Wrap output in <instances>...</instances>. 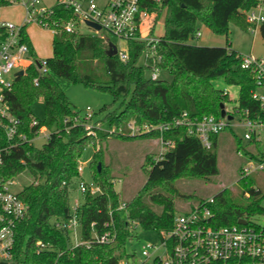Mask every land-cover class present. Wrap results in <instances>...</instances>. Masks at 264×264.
I'll return each mask as SVG.
<instances>
[{"label":"trees","instance_id":"obj_1","mask_svg":"<svg viewBox=\"0 0 264 264\" xmlns=\"http://www.w3.org/2000/svg\"><path fill=\"white\" fill-rule=\"evenodd\" d=\"M259 4H264V0H161L159 3L142 0L143 10L155 12L159 18L165 13L159 53L161 68L171 75V81L150 80L149 70L140 63L144 44H128L127 62H122L117 55L109 57L106 34L68 33L58 26V22H73L79 26V19L72 10L58 3L51 7L48 21L57 33L52 40L53 54L47 58L48 72L40 74L36 66H31L26 75L15 80L8 95L12 113L21 121V133L32 138L40 127L51 132L49 141L40 148L26 143L12 150L3 168L7 180L28 172L40 181L38 185L26 186L19 194L26 214L16 227L10 264H120L124 259H135V255L127 253V245L135 237L137 226L155 232L159 237L173 228L175 200L188 198L179 192L177 183L181 180L209 181L219 173V135L213 138V146L207 150L196 137L188 135L186 127L173 128L162 137L165 142H174V148L161 159L159 156L156 160L146 158L143 168L147 172V181L130 201L124 202L116 192V180L110 174L102 149L108 133L99 131L100 141L97 142L87 136L82 125L70 127L71 123L69 126L64 124L66 119L80 116V112L74 109L57 79L112 95L113 105L101 109L103 117L100 121L107 129L116 127L123 132L128 131L127 125L132 120L139 125L162 124L178 119L184 113L193 121L205 116L220 118V106L224 104L226 108L230 99L226 90L216 88L215 82L219 80L239 88L240 108L255 110L258 104L251 96L255 88L252 73L241 68L242 55L231 48V43L228 42L226 47H202L190 42L198 38L200 25L227 38L231 24L249 30L245 13ZM9 5L11 0H0V9ZM26 29L23 30V41L35 58ZM258 31L264 39V22ZM35 78L39 80L38 85L34 83ZM39 97L44 100L45 116L35 127L31 126L35 119L31 106ZM123 135L125 133L115 130L114 138L131 139ZM160 136L153 133L141 138L159 139ZM93 141L96 151L89 166L92 184L100 187L101 194H86L81 198V239L94 241L95 234L106 231L107 223L116 231L117 239L107 245L92 242L89 248L85 245L74 247L73 235L56 228L55 222L70 216L74 184L78 179L83 180L78 172L81 156ZM5 142L0 132V143ZM247 154L255 158L252 152ZM99 164L101 172L98 171ZM238 182L246 188L249 203L234 204L227 190H222L209 205L213 213L211 225L233 226L240 220L248 221L249 216L264 215L262 191L251 187L250 177L240 178ZM206 201H199L186 213ZM122 204L125 208L120 210ZM39 241L48 244L47 250L40 254L36 250Z\"/></svg>","mask_w":264,"mask_h":264},{"label":"built area","instance_id":"obj_2","mask_svg":"<svg viewBox=\"0 0 264 264\" xmlns=\"http://www.w3.org/2000/svg\"><path fill=\"white\" fill-rule=\"evenodd\" d=\"M160 2L161 0H154ZM19 3L25 9V19L22 24L0 20V132L6 142L0 143V261L9 262L13 258L15 244V231L19 222L26 214V207L19 197L20 192L13 190L17 184V178L5 179L3 168L8 155L12 150L19 149L23 144L34 145L37 139L49 141L51 132L40 127L32 138L20 132L21 121L11 110L8 95L17 79L16 73L23 71L24 75L31 66H36L40 74L48 72L47 59L35 60L30 54V47L23 41V30L31 23H36L42 29L49 31L53 36L57 29L53 27L48 18L50 9L42 6L41 0H11V4ZM142 0H61L59 5L72 10L79 19V26L73 22H58V26L68 33L82 32V26L100 34L102 31L116 46L117 56L122 62L129 60L128 44L131 42L144 44L141 63L149 70V78L159 81L162 56L159 46L162 36H155L156 23L153 14L141 8ZM264 5L259 4L248 10L246 21L250 25L249 31L255 33L264 22L261 14ZM259 12V13H258ZM86 22L97 24L100 31L92 29ZM200 33L197 34L200 37ZM126 43L127 51L118 49L113 41ZM241 68L252 73L255 88L251 92L252 99L258 104V108L250 110L238 107L227 116L233 117L229 121L227 117L216 118L205 116L201 120L193 121L186 113L182 117L168 123L139 125L132 120L128 123L127 135L131 138L141 137L153 133H159L161 144L160 159L175 144L172 141L165 142L162 135L173 128L186 127L189 136L196 137L202 146L210 150L213 146V138L220 135L232 126L244 128V140L252 147L255 158L249 157V161L241 171V178H249L253 173L264 171V58L254 55L241 56ZM35 85L39 84L38 78L34 79ZM238 117V119H236ZM70 127L83 126L87 136L97 139V132H112L98 126L94 122V113L90 108L85 116H75L64 121ZM39 121L34 119L31 126H38ZM67 126V129L69 128ZM94 146L95 143L91 142ZM81 162L78 166L79 174H83L84 167ZM25 173V172H24ZM23 174V173H22ZM35 179L31 184L38 185ZM65 185V183H64ZM75 190L71 194L70 216L66 220H58L55 227L69 231L73 235L74 247L85 245L91 247V243L111 244L117 239V233L109 223L105 224L106 231L101 235H94V241L81 239V222L79 209L83 195L101 194L98 185L88 184L82 179L76 181ZM258 191V189H256ZM249 196L248 193L245 195ZM214 202L211 198L194 211L176 215L173 228L162 232L158 244L149 243L143 247L142 255L145 261L139 264H149L152 253H162L154 258V264H264V226L251 224L246 220L244 225L216 227L211 225L213 213L209 207ZM125 204L120 206V210ZM95 224L92 225V228ZM48 244L39 241L36 244L37 253L47 250ZM152 251V252H151ZM134 260V259H133ZM120 264H130V258L124 259Z\"/></svg>","mask_w":264,"mask_h":264},{"label":"rangeland","instance_id":"obj_3","mask_svg":"<svg viewBox=\"0 0 264 264\" xmlns=\"http://www.w3.org/2000/svg\"><path fill=\"white\" fill-rule=\"evenodd\" d=\"M98 1L101 2V0ZM55 3L56 0H41L42 6L47 9H50ZM20 7L22 8L23 6L19 3L3 7L0 9V17L9 20L11 17L21 13ZM261 14L264 15V10ZM152 17L156 23L154 34L155 36L160 37L164 33L165 13H163L160 18L157 13H154ZM27 27H29L31 40L37 52V54L35 53L36 57L34 59L46 60L51 57L53 54V35L49 31L39 27L36 23H31ZM199 27V33L201 35L190 42L192 45L202 47H211L212 45L215 47H226L229 42L231 43V48L242 56L254 55L256 57L264 58V39L258 30L255 33H251L249 30H243L242 28L231 24L227 38L226 36L214 34L204 25H200ZM82 31L87 34L95 35L94 31L85 26H82ZM101 34L105 33L102 31ZM113 41L118 45L119 50L127 51L126 43L118 40ZM31 57L32 56L29 58L31 59ZM140 62L143 63V60ZM160 79L171 81L172 77L167 72H162L160 74ZM57 81L61 89L69 97L74 109L80 112V116H85L86 110L90 108L94 113L95 124L107 129V126L100 121L103 117V114H101L100 111L105 106L113 105L114 98L112 95L92 88H87L81 84H74L66 79L58 78ZM215 86L217 89L226 90L229 93L230 101L226 104V110L228 112H232L234 108L238 107V87L227 86L221 80L216 81ZM31 111L36 120L44 119L45 104L42 97H39L32 104ZM236 119H238V117ZM113 129L119 133H125V135H123L125 137L128 136L126 135L128 131L123 132L122 129H117L116 127L108 130ZM244 131V128L232 126L219 135L217 140L219 173L216 176H213L209 181L181 180L177 183L179 192L183 196H188V198H177L175 200L176 215L190 211L191 208L201 200L214 198L222 190H227L228 195L234 204L247 205L249 203L248 198L245 196L246 188L238 182L241 178L242 169L249 161L247 153L252 149L247 141L244 140ZM98 132L97 142L100 141ZM100 132L108 133L109 136L105 138L106 140L102 144V149L106 157V163H108L110 167V174L116 180V192L124 202L130 201L146 183L147 172L144 170L143 166L147 163V157H151L154 160L158 158L161 151L160 141L156 138H141L142 136L137 139L131 138L129 140H120L114 138L115 133L104 132L102 130ZM45 143V139H37L34 142V145L40 148ZM95 151L96 147L89 143L81 156V164L83 166L86 165L84 167L82 178L88 184L93 183L92 171L89 164ZM147 168H149L148 165ZM33 180V176L30 173L25 172L17 178V184L14 186L13 190L15 192H20L26 186L30 185ZM250 180L252 188L262 191L261 206L264 208V171L253 173L250 176ZM248 221L251 224L264 226V215L249 216ZM159 242L160 237L158 234L152 231H146L140 226H137L135 237L127 245V253L130 256L135 255L136 257L135 259L130 257V264L144 262L145 258L142 255L143 247L149 243L158 244ZM161 254L162 253H152L151 259L147 262L149 264H154L153 261L155 256ZM0 264L10 263L0 261Z\"/></svg>","mask_w":264,"mask_h":264},{"label":"water","instance_id":"obj_4","mask_svg":"<svg viewBox=\"0 0 264 264\" xmlns=\"http://www.w3.org/2000/svg\"><path fill=\"white\" fill-rule=\"evenodd\" d=\"M86 25H87L88 27L92 28V29L97 30V31H100V30H101V27H100L99 25H97V24H93V23H91V22H86ZM106 41H107V43H108V45H109V49H108V51H107V56H109V57H115V56L117 55V48H116V46L110 41V39H107ZM23 75H24V72H23V71H20V72L16 73V77H17V78H18V77H21V76H23ZM220 107H221V113H220V116H221L222 118L227 117V119H228L229 121H232V120H233V117L230 116V115L227 116V111H226L225 105L222 104ZM101 169H102V167H101V165L99 164V165H98V171L101 172ZM245 223H246V220H240V221H239V224L244 225Z\"/></svg>","mask_w":264,"mask_h":264},{"label":"crops","instance_id":"obj_5","mask_svg":"<svg viewBox=\"0 0 264 264\" xmlns=\"http://www.w3.org/2000/svg\"><path fill=\"white\" fill-rule=\"evenodd\" d=\"M59 1H61V0H56V3L54 5H56ZM54 5H52V7ZM24 19H25V9L23 7L21 8V13L19 15H16L14 17H11L9 20H7V19H5L3 17H0V20H2V21H10V22H13L15 24H22L24 22ZM26 31H27L28 36L30 38V41L32 43L31 36H30V33H29V27H27ZM32 46H33V49H34L35 53L37 54L36 48L33 45V43H32ZM211 47H215V46L212 45Z\"/></svg>","mask_w":264,"mask_h":264}]
</instances>
